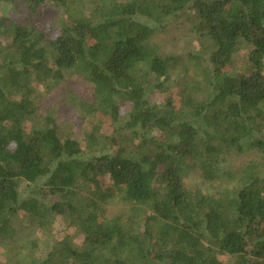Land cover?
<instances>
[{"label": "trees", "instance_id": "obj_1", "mask_svg": "<svg viewBox=\"0 0 264 264\" xmlns=\"http://www.w3.org/2000/svg\"><path fill=\"white\" fill-rule=\"evenodd\" d=\"M48 2L72 21L47 32L0 15V234L14 233L15 216L38 229L30 243L51 246L30 264H264V176L245 170L229 193L187 182L189 171L231 179V156L264 155V0L24 5ZM171 18L200 43L183 57L148 42ZM174 65L186 78L177 105L150 101ZM68 74L91 85L89 111L108 118L101 133L63 138L52 116L37 118L34 83ZM114 200L146 207L141 226L106 216ZM60 224L70 232L57 239Z\"/></svg>", "mask_w": 264, "mask_h": 264}, {"label": "rangeland", "instance_id": "obj_2", "mask_svg": "<svg viewBox=\"0 0 264 264\" xmlns=\"http://www.w3.org/2000/svg\"><path fill=\"white\" fill-rule=\"evenodd\" d=\"M85 5L88 0H84ZM87 7V6H86ZM6 14L10 19L26 18L36 27L47 31L48 24L58 29V21L63 18V22H71L72 18L65 7L57 9L51 2L41 5L36 12H31L25 5L24 0H17L14 4H4L0 2V15ZM55 31V30H54ZM50 32V31H47ZM151 34V35H150ZM150 39L148 42L156 43L158 49L163 52L183 57V53L195 49L199 46V41L195 35L187 32L185 25L180 24L179 20L168 19L165 22L164 29L156 33L149 31ZM2 40L4 38L2 37ZM248 47H241L234 57V69L243 72L247 66ZM264 72V69H263ZM66 81L59 84L53 82L34 83L33 103L36 116L43 119L45 116H52L57 123L59 134L65 138L84 139L86 133H101L108 122V118L100 111L90 112L88 105L92 102V87L83 79L76 75H66ZM186 82L185 76L180 68L174 67L169 71V75L161 82L157 83L148 93V99L160 105L171 100L174 106L177 105V92ZM121 109H127V104H121ZM227 168L235 170L234 177L227 179L225 177H216L213 180H206L197 172L189 171L187 173L188 185L200 189L202 192L212 194L217 191L227 193L234 191L241 182L239 179L245 170L251 169L255 173L264 176V155L259 152L247 151L240 155H233L227 161ZM40 181L38 185L43 183ZM23 182L20 189L25 188ZM26 190H28L26 188ZM47 194V192H43ZM104 214L108 217L120 216L124 223H132L141 226L143 218L149 210L146 207L138 205H127L119 200H114L103 208ZM12 226L14 233L0 234V264H30L31 259L41 261L51 243L39 241L36 245L30 243V239H37L40 231L31 227L25 219L15 216ZM54 238L60 239L66 232H70L62 224L57 225L53 230ZM71 234L76 244L80 242L79 232L74 230ZM39 239V238H38ZM228 264L234 263L233 257L227 258Z\"/></svg>", "mask_w": 264, "mask_h": 264}]
</instances>
